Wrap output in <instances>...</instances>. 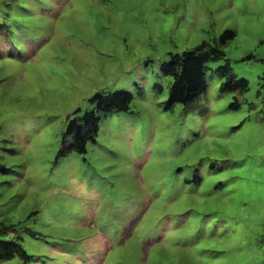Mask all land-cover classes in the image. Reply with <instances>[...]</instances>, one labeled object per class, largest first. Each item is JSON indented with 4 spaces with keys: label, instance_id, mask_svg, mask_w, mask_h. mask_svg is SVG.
Segmentation results:
<instances>
[{
    "label": "rangeland",
    "instance_id": "374dc122",
    "mask_svg": "<svg viewBox=\"0 0 264 264\" xmlns=\"http://www.w3.org/2000/svg\"><path fill=\"white\" fill-rule=\"evenodd\" d=\"M226 29L206 90L167 107L161 65ZM98 91L131 109L58 156ZM1 221L27 264H264V0H0Z\"/></svg>",
    "mask_w": 264,
    "mask_h": 264
},
{
    "label": "trees",
    "instance_id": "16d2710c",
    "mask_svg": "<svg viewBox=\"0 0 264 264\" xmlns=\"http://www.w3.org/2000/svg\"><path fill=\"white\" fill-rule=\"evenodd\" d=\"M234 36V30L226 29L220 34L218 43L215 45L203 41L191 49L171 54L170 60L161 65V71L173 77L167 107L171 108L177 103L187 105L206 90V64L209 61L224 58L223 46ZM219 74L227 78L221 88L223 91L245 90L248 86V81L245 78H236L228 66L221 68ZM131 99L132 95L128 91H115L108 94L101 91L94 93L90 98L94 103L92 109L86 110L80 116L68 117L57 155L65 156L73 151L85 152L87 144L96 140L100 122L99 114L129 111ZM24 229L31 235H35L30 228ZM19 238L15 224L0 222V260L18 256L22 259L21 264H27L31 255L26 252Z\"/></svg>",
    "mask_w": 264,
    "mask_h": 264
}]
</instances>
